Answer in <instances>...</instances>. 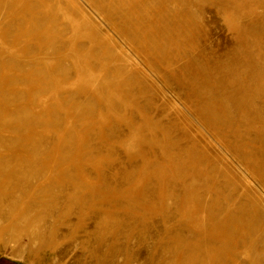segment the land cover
<instances>
[{"label":"rangeland","instance_id":"obj_1","mask_svg":"<svg viewBox=\"0 0 264 264\" xmlns=\"http://www.w3.org/2000/svg\"><path fill=\"white\" fill-rule=\"evenodd\" d=\"M71 1L0 3V258L264 264V0Z\"/></svg>","mask_w":264,"mask_h":264},{"label":"bare ground","instance_id":"obj_2","mask_svg":"<svg viewBox=\"0 0 264 264\" xmlns=\"http://www.w3.org/2000/svg\"><path fill=\"white\" fill-rule=\"evenodd\" d=\"M1 1H2V0H0V3H1ZM69 1H70V3L72 2V3L74 4V1H71V0H69ZM88 1H89V0H88ZM95 1H96V0H95ZM89 3H90V2H89ZM96 3H97V2H96ZM4 5H5V4H4ZM94 5H95V7H96V4H95V3H94ZM98 5H99V3H98ZM98 5H97V6H98ZM47 8H48V7H47ZM44 11H45V10H44ZM44 11H43V12H44ZM47 11H48V10H47ZM41 14H42V13H41ZM43 14H44V13H43ZM0 15H1V12H0ZM30 15H31V14H30ZM33 15H34V14H33ZM10 16H11V15H10ZM39 16H40V15H39ZM8 17H9V16H8ZM70 17L73 18V16H70ZM15 18H16V17H15ZM0 20H1V18H0ZM0 24H1V22H0ZM18 41H19V40H18ZM49 45H50V44H49ZM10 50H11V49H10ZM10 50H9V51H10ZM16 54H17V53H15V55H16ZM39 56H40V55H39ZM31 57H32V56H31ZM35 57H36V55H35ZM26 58H27V57H26ZM26 58H24V59H26ZM36 58H37V59L34 58V59H32L31 61H34L35 63H37V62L39 63V61L42 62V60L44 61V58H40V59H39L38 57H36ZM18 62H19V61H18ZM28 63H29V62H28ZM30 63H31V62H30ZM35 63H34V64H35ZM19 74H20V73H19Z\"/></svg>","mask_w":264,"mask_h":264},{"label":"crops","instance_id":"obj_3","mask_svg":"<svg viewBox=\"0 0 264 264\" xmlns=\"http://www.w3.org/2000/svg\"><path fill=\"white\" fill-rule=\"evenodd\" d=\"M0 264H24L18 260L10 258H0Z\"/></svg>","mask_w":264,"mask_h":264}]
</instances>
